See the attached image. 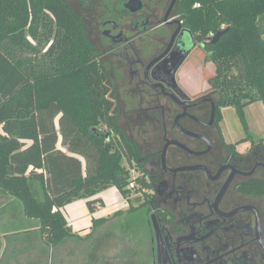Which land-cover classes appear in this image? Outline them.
I'll return each mask as SVG.
<instances>
[{
	"label": "trees",
	"instance_id": "16d2710c",
	"mask_svg": "<svg viewBox=\"0 0 264 264\" xmlns=\"http://www.w3.org/2000/svg\"><path fill=\"white\" fill-rule=\"evenodd\" d=\"M180 11L199 42L226 30L205 47L215 70L210 84L219 108H234L255 142L246 109L264 104V0H180ZM119 117L110 73L67 0H0V192L40 223L46 246L88 241L110 221L140 209L135 202L149 204L145 159L117 130ZM133 181L134 193L128 189ZM111 188L130 202L129 210L93 218L85 237L74 232L66 207L86 201L95 214L105 206L95 197ZM241 191L263 196L264 181Z\"/></svg>",
	"mask_w": 264,
	"mask_h": 264
},
{
	"label": "flooded vegetation",
	"instance_id": "af4514ba",
	"mask_svg": "<svg viewBox=\"0 0 264 264\" xmlns=\"http://www.w3.org/2000/svg\"><path fill=\"white\" fill-rule=\"evenodd\" d=\"M78 8L110 73L120 131L134 141L138 128L155 127L147 155L134 141L151 200L137 206L142 228L124 219L121 234L130 245L136 236L140 251L120 264H264V195L241 191L264 181V142L227 141L206 46L185 25L180 0H80Z\"/></svg>",
	"mask_w": 264,
	"mask_h": 264
},
{
	"label": "rangeland",
	"instance_id": "374dc122",
	"mask_svg": "<svg viewBox=\"0 0 264 264\" xmlns=\"http://www.w3.org/2000/svg\"><path fill=\"white\" fill-rule=\"evenodd\" d=\"M67 2H69V4L75 9L76 12L81 13L78 8V3L80 2V0H67ZM200 55H201L200 60H202L203 56L202 54ZM206 62L207 63L204 68L205 76L208 77V75H212V74L214 76V66L210 62L208 61ZM120 92L122 93V91ZM223 113H224V122L222 124V130L226 136L227 141L235 143L242 138H246L247 134L235 112V109L230 108V107L225 108L223 110ZM246 116H247V121H248L252 140L255 141L256 145L259 144L261 140L264 142V104L262 102H258V103L250 105L246 109ZM124 128L126 129L125 118H124V115L121 114L119 117L118 123H117V130L119 131L124 130ZM139 129L140 128H138V132H135L136 134H135L134 141L139 145L140 152L143 155H147L148 150H150L149 145L151 144V141L156 137L154 135L155 127L148 126V130L146 131L145 135L143 134L144 132L140 131ZM144 129H147V127L146 128L144 127ZM59 148L62 149L64 152H67L66 148L63 147L62 145H60ZM81 160L83 161V159ZM109 190L110 192H107L108 191L107 190L105 193L107 201L109 202L110 206H114L115 209H117L120 206H122L123 203H125L126 199L123 198L122 196L115 194V192H112L115 190H111V189ZM3 195L4 194L0 192V197L1 196L3 197ZM6 197H9V196L6 195ZM136 197L137 196H135V194L132 195V199H133L132 201H134ZM14 204L16 207L13 208V210L18 211V208H19L20 215L16 214L17 219L10 221L8 224L6 222H2V223L0 222V232L3 233L4 235L9 230L14 231L20 227H23V224H25V222L22 221L21 219H27L26 223L29 226L36 225V222H35L36 220H29V218H26L24 216L23 207L19 200L14 199ZM138 204L139 202H135L134 205L138 206ZM5 210L7 209L0 207V221L2 220L1 216L6 213ZM7 211L9 212V210ZM146 217L147 215L145 211L143 210L134 212L130 216H126V217L121 216L119 217L120 220L116 222L119 224L115 225L114 223L113 226L111 223L106 224L105 227H103V229L97 232L96 236H94L92 239L88 241L82 242V241L75 240V241L66 242V244L63 246L62 254L59 249L56 250L55 253L54 251H52L51 253L50 251H48V253L45 254L46 264H60L61 259H62V264L70 263L69 261L71 259V249H72L71 247H73V249L75 250L74 251L75 257L73 261H75L76 264H89L91 261H93L94 264H109V262L120 264V262H122V259H125L126 257L130 258L133 256L132 258L134 259L136 257V254L138 253L137 250L140 251V248L137 244L138 240L136 236L135 238H133L132 240L133 242L131 243V245H130L131 240L130 239L128 240L122 236L121 230L125 224L124 219L129 222V226L133 227V229L137 228L138 230V228H142V225H145ZM106 230L111 231V233H113V236H108V234H106L107 233ZM26 236H29V235L21 234L20 237H26ZM82 237H85V236H82ZM33 240H36V241L32 243V246L40 245V238H38V236L34 238ZM16 242L18 241H15V243ZM22 242H29V239L23 238L20 240L19 244H21ZM100 242L101 243L104 242L105 245L98 247L100 246L99 244ZM13 258H16V257H13ZM18 258L19 257H17L16 259ZM12 261L13 259L11 260V263L9 264H15V263L17 264H41L40 256L37 259H31L29 254L24 255V258H22V261L16 260L15 263ZM42 263L44 264L45 261L43 260Z\"/></svg>",
	"mask_w": 264,
	"mask_h": 264
},
{
	"label": "crops",
	"instance_id": "0c3cea01",
	"mask_svg": "<svg viewBox=\"0 0 264 264\" xmlns=\"http://www.w3.org/2000/svg\"><path fill=\"white\" fill-rule=\"evenodd\" d=\"M111 190H115L112 192H115V194L122 196L120 195V192L116 188L114 189L111 188ZM107 192H110V190H108ZM105 193L106 191L100 193L99 195L95 197V199H102L105 204V206L103 208H99L95 214H91L89 212L86 206V201H77L66 207V209L64 210V215L67 219L68 224L73 228L74 232L78 233L80 236H86L91 232V228L93 225L92 224L93 218L112 217L118 211H125L128 208V205H130V202H128L127 200L126 201L124 200L125 203H123L122 206H120L119 208L115 209L114 206H110L109 202L107 201ZM12 198L13 197H10V196L6 197L5 194L3 195V197L2 196L0 197V207L6 208L7 210H9V212L5 210L6 213L1 216V219H2L0 221L1 223L6 222L8 224L10 221L16 220L17 215H20L19 208H18V211L13 210V208H15L16 206L14 204L15 198L13 199ZM21 220L25 222V224H23V227H20L14 231L9 230L5 235L0 232V264H9L11 263L12 259H13L12 262L14 263L16 262V260L22 261V258H24V255L26 254H29L31 259H37L40 256L41 264H43L42 263L43 260L45 261L44 264H46L45 254H47L48 251H50V253L54 251L55 253V251L59 249L62 254L63 246L66 244V242L75 241V239H69V240H66L62 245L58 247L50 248L46 246L44 243V240L41 234V226L37 220L35 221L36 225L34 226H29L26 223L27 219H21ZM29 220H32V219H29ZM119 220L120 219L118 217L110 221L109 223H111L112 226L114 225V223L115 225H117L119 223H116V222H118ZM21 234H27L29 236L20 237ZM96 234L94 236H96ZM106 234H108V236H113V233H111V231L109 230L107 231ZM37 236L38 238H40V245L32 246V243L36 241L33 239L36 238ZM23 238H28L29 242H22L21 244H19L20 240ZM15 241H18V242L15 243ZM99 244L100 246L98 247L105 245L104 242L103 243L100 242ZM71 248H72L71 249V259L69 261L70 263L68 264H76V262L73 261L75 257V252H74L75 250L73 249V247ZM13 257H16V258L19 257V258L16 259ZM60 264H62V259L60 260ZM89 264H94V262L91 261ZM109 264H117V263L109 262Z\"/></svg>",
	"mask_w": 264,
	"mask_h": 264
},
{
	"label": "water",
	"instance_id": "95a60500",
	"mask_svg": "<svg viewBox=\"0 0 264 264\" xmlns=\"http://www.w3.org/2000/svg\"><path fill=\"white\" fill-rule=\"evenodd\" d=\"M225 32H226V30H223V31L218 32L214 37H208V38L204 39L202 41V45L203 46H208V45H214V44H216L220 40L221 36Z\"/></svg>",
	"mask_w": 264,
	"mask_h": 264
},
{
	"label": "built area",
	"instance_id": "2783aa9c",
	"mask_svg": "<svg viewBox=\"0 0 264 264\" xmlns=\"http://www.w3.org/2000/svg\"><path fill=\"white\" fill-rule=\"evenodd\" d=\"M196 6L199 7V5H196ZM211 36H213V34ZM136 188H137V184L135 181L131 182L129 187H128L129 191H131L132 193L135 192ZM54 210H56V209H54Z\"/></svg>",
	"mask_w": 264,
	"mask_h": 264
}]
</instances>
